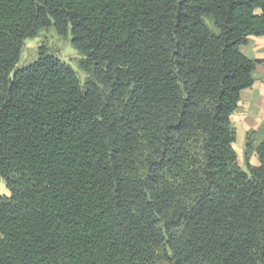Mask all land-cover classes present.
I'll use <instances>...</instances> for the list:
<instances>
[{
  "label": "trees",
  "instance_id": "16d2710c",
  "mask_svg": "<svg viewBox=\"0 0 264 264\" xmlns=\"http://www.w3.org/2000/svg\"><path fill=\"white\" fill-rule=\"evenodd\" d=\"M51 26L84 82L44 45L17 67ZM251 35L264 0H0V264H264Z\"/></svg>",
  "mask_w": 264,
  "mask_h": 264
},
{
  "label": "rangeland",
  "instance_id": "374dc122",
  "mask_svg": "<svg viewBox=\"0 0 264 264\" xmlns=\"http://www.w3.org/2000/svg\"><path fill=\"white\" fill-rule=\"evenodd\" d=\"M71 39V32L68 36H61L52 26L42 29L36 37L26 40L21 54V59L17 64V67L26 66L38 59L40 47L44 45L57 54V56H59L62 60L70 63L78 71L82 82H84L87 74L82 71L80 67L79 61L81 59V55L72 45ZM263 127L264 124H261L260 127L248 130L246 134H237L238 136L236 137L234 146L239 154V162L244 168H246L247 164L251 162L254 154L252 151L247 150V142L250 140L254 146H257L263 136ZM9 193L10 191L5 181L0 177V194Z\"/></svg>",
  "mask_w": 264,
  "mask_h": 264
},
{
  "label": "crops",
  "instance_id": "0c3cea01",
  "mask_svg": "<svg viewBox=\"0 0 264 264\" xmlns=\"http://www.w3.org/2000/svg\"><path fill=\"white\" fill-rule=\"evenodd\" d=\"M241 50L250 58L264 59V36L251 35L249 43L242 45ZM253 74L255 83L242 91L239 107L232 116L238 135L246 134L248 130L264 124V64H258ZM251 163H258L256 153L253 154Z\"/></svg>",
  "mask_w": 264,
  "mask_h": 264
}]
</instances>
